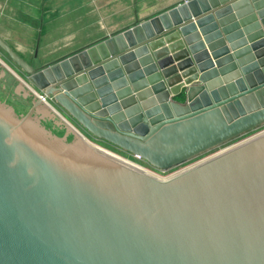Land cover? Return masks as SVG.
I'll use <instances>...</instances> for the list:
<instances>
[{
	"label": "water",
	"instance_id": "95a60500",
	"mask_svg": "<svg viewBox=\"0 0 264 264\" xmlns=\"http://www.w3.org/2000/svg\"><path fill=\"white\" fill-rule=\"evenodd\" d=\"M0 51L27 79L0 60V264H264V131L193 163L264 128V0L182 2L40 68Z\"/></svg>",
	"mask_w": 264,
	"mask_h": 264
},
{
	"label": "crops",
	"instance_id": "0c3cea01",
	"mask_svg": "<svg viewBox=\"0 0 264 264\" xmlns=\"http://www.w3.org/2000/svg\"><path fill=\"white\" fill-rule=\"evenodd\" d=\"M182 2L0 0V36L34 66L35 51L42 54L47 66L133 27L136 17L146 21Z\"/></svg>",
	"mask_w": 264,
	"mask_h": 264
},
{
	"label": "rangeland",
	"instance_id": "374dc122",
	"mask_svg": "<svg viewBox=\"0 0 264 264\" xmlns=\"http://www.w3.org/2000/svg\"><path fill=\"white\" fill-rule=\"evenodd\" d=\"M38 57H39V60H37ZM33 59H34V61H35V67H39V68L42 67V66H44L46 63H50V62H45V61H43V60H42V54H41V55H38V54L36 53V51H35V54H34V56H33ZM0 60H1L5 65L9 66V67L13 70V72H14L19 78L23 79L24 81H27V79H26L25 76L21 73V71H20L18 68H16L14 65H12L13 63L11 62V63H12V64H11V63L9 62L10 60H9V59L6 57V55H5L4 53H2L1 51H0ZM8 60H9V61H8ZM27 61H29V60H27ZM30 61H32V60H30ZM32 62H33V61H32ZM32 62H30V63H32ZM47 65H49V64H47ZM80 130H81V129H80ZM81 131H82V130H81ZM262 131H264V128L259 129V130H257V131H254V132L248 134L247 136H244V137H242V138H240V139H238V140L232 142L231 144H229V145H227V146H225V147H223V148H221V149H219V150H216V151H213V152H211V153H209V154H206V155L200 157L199 159H197L196 161H194L193 163L198 162V161H201V160H204V159H206V158H208V157H212V156H214L215 154L219 153L220 151H223L224 149L231 147L232 145H235V144H238V143L244 142L245 140H247V139H249V138H251V137H253V136H255V135L260 134ZM82 133H83V131H82ZM83 134H85V133H83ZM85 135H86V134H85ZM86 137L89 138V140H91L93 143H96V145L99 146V147H102V148H104V149H106V150H108V151H110V152H112V153H114V154L121 155V157H127V156H126L127 154H125V153H123V152H121V151H118V152H117V150H116L115 148H113V147H111V146H109V145H107V144H105V143H103V142L94 141V140H92L90 137H88L87 135H86ZM188 165H189V164H188ZM188 165H185V166H188ZM185 166H184V167H185ZM181 168H183V167H181ZM179 169H180V168L175 169V170H173V171H171V172H168V173H165V174H161V177H168L169 175H171L172 173L176 172V171L179 170Z\"/></svg>",
	"mask_w": 264,
	"mask_h": 264
},
{
	"label": "built area",
	"instance_id": "2783aa9c",
	"mask_svg": "<svg viewBox=\"0 0 264 264\" xmlns=\"http://www.w3.org/2000/svg\"><path fill=\"white\" fill-rule=\"evenodd\" d=\"M189 0H183V2H188ZM36 93V92H35ZM38 93V92H37ZM39 96L42 98V100L44 102H46L47 104H49L53 109L54 111L65 121L67 122L68 124L70 125H73L74 128L81 132L79 130V128L62 112L60 111L57 107H54L50 101H48L44 96L40 95V93H38ZM84 135V134H83ZM85 136V135H84ZM86 137V136H85ZM89 140V138H87ZM93 140V139H92ZM95 141V140H94ZM96 145V143H94ZM118 155V154H116ZM120 158H122L123 160H125L126 162H128L129 164H132L134 166H136L137 168L143 170V171H146V172H149L151 174H154V175H157V176H161V174H165V172H161V171H158L156 169H154L153 167H151L149 164H147L144 160H142L140 157L138 156H132V155H126L127 157H121V155H118Z\"/></svg>",
	"mask_w": 264,
	"mask_h": 264
},
{
	"label": "bare ground",
	"instance_id": "6f19581e",
	"mask_svg": "<svg viewBox=\"0 0 264 264\" xmlns=\"http://www.w3.org/2000/svg\"><path fill=\"white\" fill-rule=\"evenodd\" d=\"M92 142V141H91ZM95 145V144H94ZM96 147H97V145H96ZM98 148H100V149H102L103 151H105L106 153H108V154H110V155H112V156H118V155H116V154H114V153H112V152H110V151H108V150H106V149H104V148H102V147H99L98 146ZM117 152H118V150H117ZM119 157V156H118ZM122 159V158H121Z\"/></svg>",
	"mask_w": 264,
	"mask_h": 264
},
{
	"label": "flooded vegetation",
	"instance_id": "af4514ba",
	"mask_svg": "<svg viewBox=\"0 0 264 264\" xmlns=\"http://www.w3.org/2000/svg\"><path fill=\"white\" fill-rule=\"evenodd\" d=\"M8 77H10V75H8ZM8 80H10L9 78H7ZM74 123V122H73ZM75 124V123H74ZM78 128L79 126L77 124H75ZM80 129V128H79ZM91 138V137H90ZM92 139V138H91ZM94 140V139H93Z\"/></svg>",
	"mask_w": 264,
	"mask_h": 264
},
{
	"label": "trees",
	"instance_id": "16d2710c",
	"mask_svg": "<svg viewBox=\"0 0 264 264\" xmlns=\"http://www.w3.org/2000/svg\"><path fill=\"white\" fill-rule=\"evenodd\" d=\"M10 79V78H9ZM0 96H1V90H0Z\"/></svg>",
	"mask_w": 264,
	"mask_h": 264
}]
</instances>
